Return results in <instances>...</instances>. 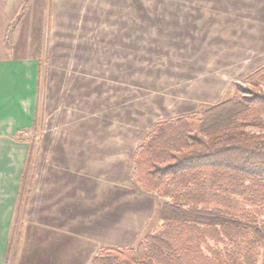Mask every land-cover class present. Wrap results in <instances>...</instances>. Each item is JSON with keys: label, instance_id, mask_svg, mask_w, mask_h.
<instances>
[{"label": "crops", "instance_id": "obj_1", "mask_svg": "<svg viewBox=\"0 0 264 264\" xmlns=\"http://www.w3.org/2000/svg\"><path fill=\"white\" fill-rule=\"evenodd\" d=\"M23 1L0 0V264H90L160 224L137 147L264 65V0Z\"/></svg>", "mask_w": 264, "mask_h": 264}, {"label": "trees", "instance_id": "obj_2", "mask_svg": "<svg viewBox=\"0 0 264 264\" xmlns=\"http://www.w3.org/2000/svg\"><path fill=\"white\" fill-rule=\"evenodd\" d=\"M263 115L264 65L230 97L158 121L137 147L132 178L163 200L160 224L134 246L101 247L90 264H264Z\"/></svg>", "mask_w": 264, "mask_h": 264}, {"label": "rangeland", "instance_id": "obj_3", "mask_svg": "<svg viewBox=\"0 0 264 264\" xmlns=\"http://www.w3.org/2000/svg\"><path fill=\"white\" fill-rule=\"evenodd\" d=\"M235 83V82H234ZM233 90H234V85H233ZM232 93H233V91H232ZM232 93L231 94H227L224 98H227V97H230L231 95H232ZM179 117V116H178ZM263 117H264V115H263ZM177 118V117H176ZM172 119H174V118H172ZM251 129H253V130H256V129H254V128H251ZM162 204V203H161ZM160 204V205H161ZM160 205L158 206V210H159V207H160ZM158 212V211H157ZM157 221H159V223H160V219H159V215H158V213H157V215L155 216V218H154V220H153V225L154 224H156V222Z\"/></svg>", "mask_w": 264, "mask_h": 264}]
</instances>
